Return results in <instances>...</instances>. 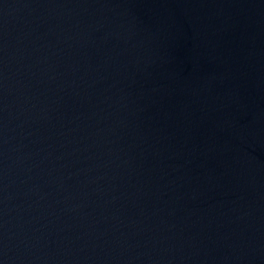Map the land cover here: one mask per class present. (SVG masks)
Masks as SVG:
<instances>
[{
	"label": "water",
	"instance_id": "1",
	"mask_svg": "<svg viewBox=\"0 0 264 264\" xmlns=\"http://www.w3.org/2000/svg\"><path fill=\"white\" fill-rule=\"evenodd\" d=\"M0 264H264V0H0Z\"/></svg>",
	"mask_w": 264,
	"mask_h": 264
}]
</instances>
